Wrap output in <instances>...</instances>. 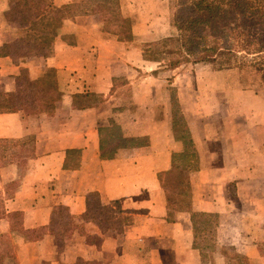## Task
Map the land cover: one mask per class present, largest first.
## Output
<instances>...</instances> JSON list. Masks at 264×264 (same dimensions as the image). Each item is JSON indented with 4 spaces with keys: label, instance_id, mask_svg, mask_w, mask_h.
I'll use <instances>...</instances> for the list:
<instances>
[{
    "label": "crops",
    "instance_id": "0c3cea01",
    "mask_svg": "<svg viewBox=\"0 0 264 264\" xmlns=\"http://www.w3.org/2000/svg\"><path fill=\"white\" fill-rule=\"evenodd\" d=\"M120 2L137 19L131 40L87 12L56 25L45 52L17 55L9 47L25 30L7 15L13 0H0V98L39 85L28 84L34 108L0 111V264H229L227 246L264 264V89L235 125L190 121L182 107L199 165L182 184L181 205L171 202L161 175L185 142L175 135L161 74L139 70H152L156 13L137 15V0ZM90 194L141 213L125 212L131 220L121 230H103L86 216ZM59 205L68 226L79 224L72 236L54 231ZM202 213L218 215L211 242ZM90 225L96 239L80 231Z\"/></svg>",
    "mask_w": 264,
    "mask_h": 264
},
{
    "label": "trees",
    "instance_id": "16d2710c",
    "mask_svg": "<svg viewBox=\"0 0 264 264\" xmlns=\"http://www.w3.org/2000/svg\"><path fill=\"white\" fill-rule=\"evenodd\" d=\"M189 6L193 14H175V23L179 30L181 44L187 56L194 61L211 59L224 61L239 58L243 64H252L264 73V7L256 6L253 0H181ZM98 13L105 23V28L116 33L121 40L133 38V19L121 10L120 0H82L64 5H54L50 0H13L8 16L18 20L25 30L9 47L12 54L32 55L43 53L51 47L54 40L53 29L66 17L80 13ZM114 23V27L111 24ZM28 84L38 87V82ZM17 91L8 98H0V111H11L24 108V105L35 106L38 97L36 90L30 93ZM52 96V95H51ZM34 102V103H33ZM176 106L177 99H174ZM173 109L174 132L185 142L182 152L174 153L171 169L163 172V187L176 194V203L181 205L180 187L189 180V172L198 167V153L191 133L185 123L184 133H180V117L176 107ZM183 115V114H182ZM184 122V121H183ZM184 125V123H183ZM179 126V128H178ZM130 143L138 144V138H129ZM8 141H3L5 143ZM26 147L24 154L29 152ZM58 216L70 214L63 205L56 210ZM62 214V215H61ZM97 215L98 217H95ZM87 217L96 219L100 228L116 227L121 230L131 220L122 209L119 201L104 205L98 196L88 197ZM218 218L215 213H202L203 229L213 233V221ZM216 220V219H215ZM55 232H57L54 229ZM229 256V264L233 260H247L241 256ZM83 264H90L82 261ZM81 264V263H80Z\"/></svg>",
    "mask_w": 264,
    "mask_h": 264
},
{
    "label": "rangeland",
    "instance_id": "374dc122",
    "mask_svg": "<svg viewBox=\"0 0 264 264\" xmlns=\"http://www.w3.org/2000/svg\"><path fill=\"white\" fill-rule=\"evenodd\" d=\"M253 1L256 6L264 7V0ZM136 6L134 14L137 15L141 14V12L144 13L146 10L151 14L155 12L156 16L151 20L153 26L159 29L158 37L150 42L149 53L152 63L148 67H152V70L147 67L144 70H139L145 73L151 71L161 74L163 79V100L166 99L171 115H173L174 106L176 107V114L181 119L179 125L180 133L185 131L187 118L190 121L195 117L201 118L204 123L209 122L215 125L222 122L225 118L226 121L235 125L243 121L242 115L246 112V109L254 110L256 105L254 93L257 90L264 89V73L257 69L256 66L249 63L243 64L239 58L224 61L214 59L194 61L187 56L175 23V14L177 12L186 15L193 14L189 6L183 5L181 0H137ZM129 17L133 21L137 20L133 16ZM114 26V23H112L111 27ZM21 35H17V37ZM152 84L155 85L154 83ZM155 86H158V84ZM32 88L28 84H22L20 90H22V93L25 92L27 94L30 91H35V88L33 90ZM174 99H177L179 106L175 105ZM28 104L30 108H34L33 105H30L31 102ZM183 106V109L187 112V118L182 111ZM228 113H231L229 118ZM228 184H230L229 189L233 191L232 182ZM168 196L171 202H174L177 198V195L171 192H169ZM125 212L135 214V217L132 216L135 219L138 217L137 213H141L138 209L135 210L133 208H128ZM59 217H62V220L54 226V229L59 233L70 232L69 234L72 236L73 232H75L74 230L79 228V224L77 223L78 226H76L74 220L72 226H68L66 223L67 217L64 215ZM95 217L98 216L95 215ZM86 229L89 231L90 239L99 237L95 232V227L91 225L80 227V231H86ZM260 232L263 236L259 246L261 253L264 254V223ZM212 234L210 231L207 233L204 231L203 238L206 242L212 241ZM231 247L227 246L226 252L233 257L235 256V251ZM245 259L247 264H250L249 260ZM231 264H244V261H241V259L233 260Z\"/></svg>",
    "mask_w": 264,
    "mask_h": 264
}]
</instances>
